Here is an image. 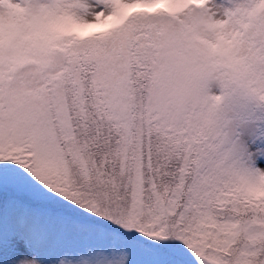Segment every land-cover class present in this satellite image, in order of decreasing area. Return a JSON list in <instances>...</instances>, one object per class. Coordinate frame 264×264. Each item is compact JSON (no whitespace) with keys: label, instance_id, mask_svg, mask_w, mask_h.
I'll return each instance as SVG.
<instances>
[{"label":"snow or ice","instance_id":"1","mask_svg":"<svg viewBox=\"0 0 264 264\" xmlns=\"http://www.w3.org/2000/svg\"><path fill=\"white\" fill-rule=\"evenodd\" d=\"M262 112L264 0H0V264H264Z\"/></svg>","mask_w":264,"mask_h":264},{"label":"rangeland","instance_id":"2","mask_svg":"<svg viewBox=\"0 0 264 264\" xmlns=\"http://www.w3.org/2000/svg\"><path fill=\"white\" fill-rule=\"evenodd\" d=\"M217 8L218 16H224L228 11H234L239 7H244L250 5L253 0H213ZM214 91H218V88H214ZM264 115V112L261 113ZM237 125L239 127V131L244 133L245 138L248 136V131H246V126L243 123L241 117L238 116ZM261 130L264 131V121L260 122ZM261 166H264V161L261 162Z\"/></svg>","mask_w":264,"mask_h":264},{"label":"clouds","instance_id":"3","mask_svg":"<svg viewBox=\"0 0 264 264\" xmlns=\"http://www.w3.org/2000/svg\"><path fill=\"white\" fill-rule=\"evenodd\" d=\"M204 2H206V0H200V5H202ZM254 4V0L253 2L248 5V6H253ZM188 33L190 34L191 38L198 41L208 52H214L216 49L214 48V46L210 43V41H208L207 39H205L201 34H200V26L198 23H192L190 25H188ZM240 67L243 68V64L240 63Z\"/></svg>","mask_w":264,"mask_h":264}]
</instances>
